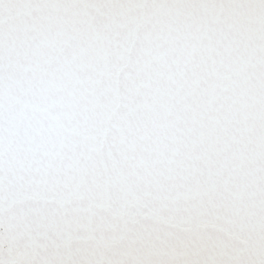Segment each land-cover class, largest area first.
<instances>
[{
	"label": "snow or ice",
	"instance_id": "1",
	"mask_svg": "<svg viewBox=\"0 0 264 264\" xmlns=\"http://www.w3.org/2000/svg\"><path fill=\"white\" fill-rule=\"evenodd\" d=\"M0 264H264V0H0Z\"/></svg>",
	"mask_w": 264,
	"mask_h": 264
}]
</instances>
